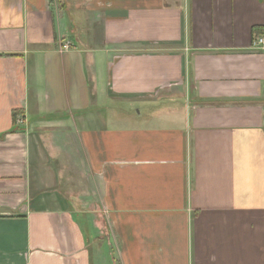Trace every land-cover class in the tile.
I'll list each match as a JSON object with an SVG mask.
<instances>
[{"label":"crops","instance_id":"crops-1","mask_svg":"<svg viewBox=\"0 0 264 264\" xmlns=\"http://www.w3.org/2000/svg\"><path fill=\"white\" fill-rule=\"evenodd\" d=\"M255 27L264 0H0V264H264Z\"/></svg>","mask_w":264,"mask_h":264},{"label":"rangeland","instance_id":"rangeland-1","mask_svg":"<svg viewBox=\"0 0 264 264\" xmlns=\"http://www.w3.org/2000/svg\"><path fill=\"white\" fill-rule=\"evenodd\" d=\"M164 106H168V104L164 103ZM161 109H162V107H161ZM138 110L141 111L143 116H145L147 114H151L153 112L158 111L159 107H155L154 105H151L149 107H141L139 105V106H136V108H134V107H131L129 105H127V106L122 105L120 108H116L113 110L112 109L107 110L106 115L110 118H122V117L127 115V112H132L134 114V116H136L138 114ZM79 190L81 191V188L78 189V183H70L68 190L65 192L67 199L69 198L71 201L73 198L77 199V197L73 196V195H76L77 192H79ZM90 196H91V194L88 193L86 196L87 199ZM91 198L92 197H90V199ZM88 201H89V199H88ZM83 207H84V210L86 211V214H90L92 217L94 215L97 216L96 224H98L99 227H107L108 226L107 220L105 218V212L103 211V208L101 207L100 203L93 204L92 201H89ZM74 208L75 207H73L72 209H74ZM75 216L78 217L77 213H75Z\"/></svg>","mask_w":264,"mask_h":264},{"label":"built area","instance_id":"built-area-1","mask_svg":"<svg viewBox=\"0 0 264 264\" xmlns=\"http://www.w3.org/2000/svg\"><path fill=\"white\" fill-rule=\"evenodd\" d=\"M253 47L264 48V35H257L253 42ZM70 44H64L63 49L68 50Z\"/></svg>","mask_w":264,"mask_h":264},{"label":"trees","instance_id":"trees-1","mask_svg":"<svg viewBox=\"0 0 264 264\" xmlns=\"http://www.w3.org/2000/svg\"><path fill=\"white\" fill-rule=\"evenodd\" d=\"M254 32L255 33H263L264 32V29L262 27H255L254 28ZM19 113V111H15L14 114H13V117H14V121L16 122V117H17V114ZM1 138L4 137V135H1L0 136Z\"/></svg>","mask_w":264,"mask_h":264}]
</instances>
